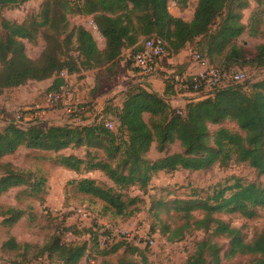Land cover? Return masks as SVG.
<instances>
[{
	"label": "trees",
	"instance_id": "trees-1",
	"mask_svg": "<svg viewBox=\"0 0 264 264\" xmlns=\"http://www.w3.org/2000/svg\"><path fill=\"white\" fill-rule=\"evenodd\" d=\"M28 1L31 0H0V25L4 32L0 40V91L50 79L53 82L48 91L56 90L64 83L61 72L74 75L114 67L124 50L130 49L133 56L153 37L162 39L166 51L172 54L184 51L198 40L195 44L204 58L210 63L217 60L221 67L218 69L223 72L234 66L264 67V44L257 45L255 54L249 57L237 44L242 35L264 36V0H197L190 21L172 16L166 6L169 1H175L183 9L191 0H45L39 21L17 24L2 17L4 9ZM251 6L254 8L244 22V12ZM69 16L92 17L104 47L98 49L92 34L82 26L69 28ZM42 28L50 33L46 35L48 44L40 58L33 61L26 57L21 41H33ZM174 93L184 96L183 108L170 104ZM112 114L118 125L117 133L107 129L103 120V116ZM5 125L0 129V197L11 189L28 185L30 180L31 196L38 197L45 192L42 177L35 178L12 163L1 162L20 148L51 152L56 165L75 174L102 173L112 183L110 187L82 178L75 184L76 191L102 202L104 212L121 218L130 217L137 210L135 207L129 210L137 197H130L128 189L136 187L146 191L152 177L160 172H200L215 166L245 164L257 176H264V79L227 82L208 91L183 92L176 89L171 77L162 95L141 85L129 88L116 112L106 109L89 124L45 126L44 123L43 126L38 122L9 121ZM176 143L181 152L153 161L147 158L152 147L163 154ZM71 147L83 148L85 156L61 153ZM229 180L233 183L217 185L204 199L176 201L180 206L174 209L182 214L183 224L171 231L167 240L179 242L193 227L210 236L228 239L224 258L251 255L254 257L251 264H264V229L247 242L237 228L216 216L225 213L248 219L255 217L256 209L264 208V185L241 182L235 177ZM153 205L161 207L160 202ZM196 210L203 213L202 218L193 217L192 211ZM160 212L155 213L156 220ZM22 217L19 209L0 210L2 224L7 227ZM164 230L169 227L164 225ZM62 231L77 232L75 228ZM79 232L90 236L89 243L63 242L60 236H55L39 246L20 243L8 236L0 250L20 257L23 264L43 258L50 264H80L93 248L101 250L97 241L102 233L90 229ZM120 248H124L123 256L116 262L101 264H152L144 251L124 242L99 254L114 255ZM184 264H222L220 249L209 237L203 239L196 243L194 253Z\"/></svg>",
	"mask_w": 264,
	"mask_h": 264
},
{
	"label": "rangeland",
	"instance_id": "rangeland-1",
	"mask_svg": "<svg viewBox=\"0 0 264 264\" xmlns=\"http://www.w3.org/2000/svg\"><path fill=\"white\" fill-rule=\"evenodd\" d=\"M44 2L45 0H31L17 7L6 8L2 11V17L17 24L28 21H39V13ZM196 5L197 0H191L185 8L173 11L178 15V18L190 21ZM251 5L255 4L251 3ZM253 8L254 6H251L249 10L244 12V19L247 15L249 17ZM91 21H93L92 17H68L69 28L82 26L87 29L92 34L97 48L102 49L104 47V40L99 31L92 27ZM3 35L4 32L0 25V40L3 39ZM46 35H50L49 31L46 28H42L33 41H21L24 45L27 58L33 61L40 58L48 44ZM197 41L178 54H172L167 51L159 61L157 72L151 78L137 76V72L131 65L130 49L124 50L114 67H101L72 75L73 78L69 80L71 82V98L56 105L46 103L45 96L49 92L46 89L38 90L33 101L26 104H21V96L16 95L19 91L16 88L0 91V129H3L9 121H18L16 120V116L19 110L29 108H36V110L31 112L29 119L20 120L21 124L33 122H38L43 124V126L44 123L45 126L48 124L68 123L74 125L89 124L99 113H102L106 109L116 112L122 105L124 92L129 88L140 85L137 83H143V86L148 91L162 95L171 77L184 75L183 70L186 65H198L206 60L199 47L195 44ZM237 44L243 47L246 56L249 57L255 54V47L257 45L264 44V36L251 38L247 35H242L237 40ZM197 56L201 57L204 61L201 58L196 59ZM210 68L221 67L216 60L211 63ZM232 70L242 71L244 73V80H248L249 82L264 79V67L241 68L234 66ZM37 85L27 83L22 87L34 91ZM73 94L80 97L78 101L85 105L86 112L80 115L79 118H73L72 120L64 112V106L76 99ZM12 96L15 97V100L12 101L15 105L8 111L3 103L5 101L10 102ZM173 96H181V93H177V95L174 93ZM170 104L175 105L171 102ZM103 118L104 121L112 123V128L109 130L117 133L118 125L114 115L103 116ZM227 127L234 129L232 125H227ZM179 152H181V149L178 143L170 145L163 154L158 153L152 147L147 158L153 161L166 154ZM61 153L65 155L73 154L78 157L85 156L83 148L71 147L61 151ZM98 155L99 157H103L102 152H98ZM53 157L54 155L51 152L20 148L14 154L1 160V162L12 163L30 172L35 178L42 177L44 179L43 187H45V192L38 197L31 196L29 194V187L32 180H30L28 185L11 189L0 197L1 211H5L7 207H12L23 212V217L12 227L3 225L2 218H0V246L8 236L14 237L20 243L27 242L39 246L44 245L55 236H60L63 242L89 243L90 236L88 234H81L79 231L90 229L93 232L100 231L102 233L106 226H111L129 231L131 238L136 237L130 238V241L121 240L118 242H116V238L115 242L103 249H109L120 242L129 243L144 251L147 259L152 264H184L186 259L194 253L196 243L208 237L212 243L218 245L222 264H251L254 260V257L251 255H237L231 259L224 258L229 240L224 237H214L202 231H196L193 227L187 230L184 238L179 242L170 243L167 240L169 233L183 224L182 214L174 209L176 206H180L176 201L204 199L217 185L232 184L233 180L227 182L231 177H235L245 183L255 182L264 185V176H257L256 172L247 165L230 164L227 168L215 166L209 170L200 172L180 170L168 174L163 172L157 173L152 177L146 191L141 192L136 187L128 189L127 194L130 197H137L136 204L130 207L129 210L134 207L137 210H135L132 216L121 218L114 217L109 212H104L102 202L76 191L75 184L82 178H89L94 180L98 185L110 187L112 183L102 173L75 174L56 165ZM50 196L52 197L50 198ZM156 202H160L161 207H154L153 204ZM77 210H82L87 215L85 217L78 216ZM156 212H160L158 214L159 220L155 218ZM192 215L195 219H200L203 213L196 210L192 211ZM216 216L231 227L237 228L240 231L241 237L247 242L251 241L254 236L264 229V208L256 209V216L251 219L244 218L238 214L221 213ZM190 223H192V220H190ZM164 225H167L169 230L162 231ZM64 228H75L77 232H63ZM137 233L153 239L154 245H144L143 242L135 244L138 241ZM103 249L97 251V249L93 248L91 254L85 258V264L88 261H91L93 264H101L103 261L116 262L118 257L123 256L124 248H120L116 254L110 256H101L99 252ZM14 263L23 264L24 262L13 253L8 254L0 250V264ZM26 264L50 263L43 258L37 261H30Z\"/></svg>",
	"mask_w": 264,
	"mask_h": 264
},
{
	"label": "built area",
	"instance_id": "built-area-1",
	"mask_svg": "<svg viewBox=\"0 0 264 264\" xmlns=\"http://www.w3.org/2000/svg\"><path fill=\"white\" fill-rule=\"evenodd\" d=\"M166 10L172 15V13H174V11H178L179 8L175 1H169L166 6ZM90 24L95 30H97V27L93 21H91ZM166 53L167 51L165 48V43L162 39L158 37L150 38L143 43L139 52L131 56V65L141 77L151 78L157 72L159 61ZM196 59H200V57L197 56ZM66 76V71L60 73L61 78L64 79ZM242 81H244V73L242 71L230 70L223 72L218 68H208L207 70L191 77L185 75L173 76V82L175 83L177 90L183 92H197L200 90L208 91L227 82L240 83ZM71 96V86L64 80V83L58 89L46 93L45 101L49 105H56L58 103L68 101ZM34 110H36V108L19 110L16 120L20 121L27 118L29 119L31 112ZM84 110V105L76 99L71 103L65 104L64 106V112L69 117L75 118L77 114L83 112ZM105 127L107 129H111L112 123L106 121ZM77 215L85 217L87 214L82 210H77ZM137 235L138 241L135 244L143 242L144 245H154L153 239L140 233H137ZM116 238V242L121 240L130 241L131 235L129 231L125 229L106 226L103 229L102 235L99 236L97 245L99 249L106 248L108 245L115 242L114 240ZM88 264L93 263L88 261Z\"/></svg>",
	"mask_w": 264,
	"mask_h": 264
},
{
	"label": "crops",
	"instance_id": "crops-1",
	"mask_svg": "<svg viewBox=\"0 0 264 264\" xmlns=\"http://www.w3.org/2000/svg\"><path fill=\"white\" fill-rule=\"evenodd\" d=\"M245 14V13H244ZM172 16H174V17H177L178 18V15H176L175 13H172ZM248 18V15H247V17L245 18V19H243V21L245 20L246 21V19ZM204 61V60H203ZM210 66H211V63L209 62V60L208 59H206L202 64H198V65H192V64H190V65H186L185 66V68H184V70H183V73H184V75L185 76H188V77H191V76H195V75H197L198 73H200V72H203V71H205V70H207L208 68H210ZM160 70V69H159ZM137 74V76H140L138 73H136ZM141 77V76H140ZM71 78H73L72 77V75H67L65 78H64V80H65V82H68V84H70L71 82H69V80L71 79ZM142 78V77H141ZM52 82H53V80L52 79H50V80H46V81H42V82H38V83H36V82H34V84H38L36 87H35V90L34 91H30V90H27V89H25L24 87H18V88H16L17 90H19L17 93H16V95H20L21 97H20V102H22L21 104H26V103H30V102H32L33 101V99H34V96H35V94H36V92L38 91V90H40V89H46V90H48L49 89V87H51V85H52ZM137 84H140L141 86H143L144 84L143 83H137ZM136 84V85H137ZM71 85V84H70ZM146 86H149V85H146ZM73 96L77 99V100H79V96L77 95H74L73 94ZM13 100H15V97H13L12 96V99H10V102H7V101H5L4 103H3V105H5V108H6V110H11V108L15 105L12 101ZM171 103L172 104H175V105H172L173 107H175V108H183L184 106H185V103H186V100H185V98H184V96H178V97H172L171 98ZM19 104V103H18ZM23 150V149H22ZM52 196H50V198H51ZM1 247V246H0ZM85 264L86 263V259H82V261L80 262V264H83V263ZM88 264V263H87Z\"/></svg>",
	"mask_w": 264,
	"mask_h": 264
}]
</instances>
